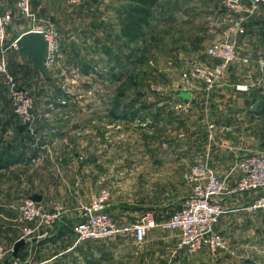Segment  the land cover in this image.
Masks as SVG:
<instances>
[{
    "label": "rangeland",
    "instance_id": "rangeland-1",
    "mask_svg": "<svg viewBox=\"0 0 264 264\" xmlns=\"http://www.w3.org/2000/svg\"><path fill=\"white\" fill-rule=\"evenodd\" d=\"M4 2L13 6L17 0H4ZM30 2L32 12L38 20L36 23L46 21L58 31L62 49L60 61L65 60L67 65L70 61L74 67L67 70L61 66L62 72H66L63 74L70 77H40L38 74L39 77L30 82L31 77L23 76L21 69L23 66L19 64L22 61L23 52L13 47L8 50V72L15 76L19 83L30 92L34 112L36 108L41 111L37 116L34 113L32 129L26 128L28 134L31 137L34 135L37 119L45 118L48 120L47 126L49 128L56 127L59 132L69 128L67 123L79 124L82 121L87 123L94 121L95 130H89L86 133L90 137L89 142L79 148L76 146L71 148L72 156L77 154L79 157L75 179L71 178V180L80 181L82 178H89L91 183V180L95 179L96 190L101 187L109 188L111 198L108 204L113 205L120 216L129 215L137 218L143 214H149L155 219V215L158 214L167 220L173 212L180 208L188 192L181 183V177L175 176L176 173L173 172L178 164L169 160L156 164V162H152V158L144 157L141 158L142 161H139L136 156L174 153L177 138L173 133L169 134L170 145L163 150L162 135H166V133L152 129L148 123L143 124L140 119H121L108 124V114L104 110L107 109L114 95L113 91L120 87V84L112 83L109 77H72V75H78L77 70L81 71L80 66L75 67L79 61L86 64L87 61H90L91 68L94 64L93 72L95 73L92 72L93 74L107 75L106 66L92 63V59L96 60L99 53H95L94 48L99 50L102 44L109 47L120 44V41L116 40L117 36H120L118 18L122 7H125V2L119 1L116 4L112 0H88L75 6L68 5L64 0H30ZM163 2L166 3L165 13L164 16L152 20L153 23L155 20L157 21L155 23L157 26L154 29V34L149 36L148 48H143L139 43L133 45V48L137 49V56L142 57V61H136V66L132 71L140 86L136 89L124 82L123 87L126 91L125 101L128 103L133 101L134 94L137 90L139 91L141 98L138 101L146 103L149 107L142 109L140 113L149 119L151 112L156 107V102L162 101L166 93L175 97L176 89L173 85L180 79L183 61L189 57L198 62L205 61V48L212 42L220 40L225 28L215 15L210 17L212 14H206L221 10L220 4H216L214 0H180V4H182L180 13L176 12L174 8L177 5V0H164ZM123 14L125 15V12ZM30 26L31 21L28 18H17L8 28L7 45L12 44ZM245 29V36L238 39V52L240 55L251 54L250 62L247 65L231 66L227 75L238 77V85L247 86L244 93L251 94L250 100L255 99L252 93H257L258 95L255 96L259 101L264 99V87L256 86L254 77H263L264 70L261 71L255 66L254 57L264 50V47L257 29L252 24L247 23ZM180 41L189 42L190 47L192 45L196 48L174 49L173 45ZM127 52L129 51L124 53ZM131 68L132 66H127V69L131 70ZM51 71L48 72L51 74ZM55 75L56 72L53 76ZM2 82L3 77L0 75V104L5 106L9 105V100ZM163 87V91H166L164 94L158 91V88ZM261 90L262 93L259 94ZM134 105L135 109H138L139 103L136 102ZM46 107L51 108V113H43ZM2 121L0 117V124ZM39 122L40 120H38V124ZM263 129L261 130L263 131ZM74 135L76 136V134ZM75 136H72L73 139ZM93 138L99 139L97 144L93 143ZM12 139L15 138L10 135L6 141L9 142ZM263 147L264 140L261 142V148ZM155 165L157 167L153 168ZM140 171L143 172L140 173ZM20 196V200L28 197L23 193ZM222 207L225 210L221 215L223 216V237L233 252L241 254L242 248L236 241L235 232L237 213L232 207L230 210L226 205ZM261 230L264 232V228ZM159 232L171 235L176 242L178 241L176 233L173 231L165 229L159 230ZM260 245L264 247V243ZM245 249L242 254L246 255L243 261H238L234 257L219 252L215 256L208 254L211 258V260L208 258L209 261L201 256L204 261H201L200 264L252 263L250 257L252 248ZM174 250L171 247L165 248L164 251H158L155 261L160 260L161 263L165 261V264H193L194 261H197V258H193L197 253L187 255L183 251H179V253ZM128 251L130 252L129 248L122 250V253L116 255V260L126 258ZM262 255L263 257L257 260L259 264H264V253ZM130 258L132 260V257ZM133 260V264H139L136 259ZM126 263L128 264V262Z\"/></svg>",
    "mask_w": 264,
    "mask_h": 264
},
{
    "label": "crops",
    "instance_id": "crops-1",
    "mask_svg": "<svg viewBox=\"0 0 264 264\" xmlns=\"http://www.w3.org/2000/svg\"><path fill=\"white\" fill-rule=\"evenodd\" d=\"M119 1H124L125 4L133 3V0H112L116 4ZM157 1L158 10L160 9V11L155 14L153 19H158L164 16L165 13L164 6H166V3L163 2L164 0ZM214 1L216 4H220L221 7V0ZM1 3L8 5L4 0H1ZM174 8L176 12H181L182 4H180V0H177V5ZM221 12L222 8L220 11L206 14H212L210 17L215 15L220 20L222 17ZM156 22V20L154 23L152 22L148 28L144 27L145 41L138 42L143 48H148L150 43L149 36L154 34V29L157 26ZM252 26L257 29L254 24ZM173 47L174 49L196 48V46L192 45L190 47L189 42L183 43L181 41L176 43V45L174 44ZM97 56L96 60L92 59V63L106 66L107 75L93 74L95 73L93 72L95 68L94 64H92L93 70L85 71L80 69L82 72L77 70L78 75H72V77H111L109 67L113 66L114 62H110L108 66L106 62L109 59L102 52H99ZM19 64L23 66L21 68L23 76L31 77L30 82L39 77L38 74L40 77H70L63 74L66 72H62L61 66L67 70L70 67H74L70 61L67 65L65 60H61L58 67L51 71V74L46 71L44 74L38 73L33 76V65L28 56L23 55ZM87 64L91 65L90 61H87ZM55 72L56 75L53 76ZM254 83L256 86L264 87V77H254ZM236 85H238V77H231L228 74L208 97H205L200 89L195 91L189 95L187 100L190 107L186 114H181V112L174 109L175 104L181 100L178 97L179 95L173 98V96L166 93L162 101L156 102V107L151 112H155V119L151 117L149 119L148 117L143 124L148 123L152 129L166 133V135H162L161 144L163 150L166 146L169 147V134L173 133L174 137L177 138L174 153L146 154L144 156H136V158H139V161L142 157L152 158V162H156V164L167 160L177 163L178 167L173 172L176 173L175 176L181 177L182 185L187 188V195L189 194V187L182 177L188 167L197 163H205L214 170L219 178H224L227 184L233 185L237 177L236 172L232 171L235 159L242 156L244 152L261 148V142L264 140L263 117H256L248 113L250 106L258 101L256 97L258 94L252 93L255 99L251 101V94L236 91L234 88ZM260 93H262V90ZM109 109L110 107L108 106L104 112L107 111L108 113ZM11 113L10 105L4 106V104H0V117L3 120L0 126L5 124V120L10 117ZM33 113L37 116L41 111L36 108ZM43 113H51V108L46 107ZM38 120H40L39 124ZM47 122L48 120L45 118L37 119L34 135L29 141L23 140L25 156L20 155V151L23 150L17 145L11 153V157L8 158L13 163L0 168V247H3L5 252L0 264H11L14 259L20 263L27 262L29 264H127L126 262L133 264V259H136L139 264H165V261L162 263L160 260L155 261L158 251H164L165 248L171 247L174 250L178 241L176 242L171 235L159 232V229L148 231L145 242L141 247L135 245L132 237L113 238L106 243L85 242L77 246L74 245L75 235L72 228L76 223L80 204L86 203L89 196L97 193L100 188L98 190L95 189V179H92L91 183L89 178H82L80 181L71 180V178L75 179L76 164L79 160L78 155L74 154L75 156H72L71 152L73 147L79 148L89 142L90 137L86 133L89 130H95L96 125L94 121L88 123L82 121L79 124L67 123L70 130L73 131L71 132L69 128H66L59 132L56 127L49 128L46 124ZM110 123L108 121V124ZM209 125L212 126L213 140H209L207 135ZM4 127H6L5 131L0 133L2 144L15 132L12 124L10 127L6 125ZM221 127H228L229 131L222 134L219 130ZM72 136H75V139ZM92 140L94 144L99 141L98 138H93ZM155 167L157 165L153 166V168ZM142 172L140 171V173ZM93 191L96 192L93 193ZM22 193L27 194L30 198L32 196L39 197L40 201L37 203L47 210L51 209L54 202H62L67 211L64 217L53 227L38 229L31 239L26 241L19 248L17 254L13 256V246L15 242L20 240L18 225L15 221V207L21 201L20 195ZM257 196L264 198V193L248 192L236 194L224 199V202H222V206L226 205L229 210L232 207L237 213L235 232L236 241L239 243V247L242 248L241 254H243L244 248L247 250H249V247L252 248V253L250 254L252 263L249 262L247 264H259L257 260L263 257L262 253H264V247L260 245L264 243V232L261 230V228H264V213L250 214L241 210ZM116 211L117 209L113 208V205L108 204L107 212L118 223L132 222L136 218L129 215L120 216ZM222 218L223 216L218 219L214 229L223 236ZM164 220H166L165 217H161L158 214L155 215L156 222ZM176 237L178 238L177 233ZM126 248L130 250L127 253L128 256L123 260L122 258L119 261L116 260V255L122 253L121 251ZM208 254L205 249H201L193 257L194 259L197 258V261H194L193 264H200L201 261H204L201 256L205 260L206 258L211 260ZM129 256L132 257V260ZM121 261L122 263H120ZM220 264L223 263L221 262Z\"/></svg>",
    "mask_w": 264,
    "mask_h": 264
},
{
    "label": "built area",
    "instance_id": "built-area-1",
    "mask_svg": "<svg viewBox=\"0 0 264 264\" xmlns=\"http://www.w3.org/2000/svg\"><path fill=\"white\" fill-rule=\"evenodd\" d=\"M64 1L75 6L88 0ZM221 8L222 17L219 21L225 28L220 40L205 48V61L198 62L192 57L183 61L180 79L173 85L176 89L175 96L180 93L190 95L200 89L205 97H208L227 76L231 66L249 64L251 54H239L238 39L245 36L247 23L253 25L264 20V0H223ZM20 17L31 21V26L26 32L39 33L46 43L43 62L45 71H51L58 65L62 49L58 31L46 21L36 23L38 20L32 12L30 0H17L14 6L3 5L0 0V75L3 77L2 83L13 114L22 125L31 130L34 123V106L30 92L8 72L7 67L8 50L11 47L17 48L16 39L7 45V31ZM254 64L259 70H264V50L254 57ZM234 88L238 92H244L247 86L236 85ZM163 90L164 87L158 88L162 94L166 92ZM189 107L188 102L179 100L174 109L187 113ZM208 130V138L213 140L211 125ZM219 130L225 134L229 128L221 127ZM232 171L236 172L237 177L233 185H229L205 163L188 167L182 178L189 187V194L183 199L181 208L163 222H156L149 214H143L132 222H116L107 212L111 198L110 190L101 187L97 193L89 196L86 203L80 205L76 223L72 228L75 235L74 245L85 242L106 243L113 238L132 237L135 245L141 247L148 231L166 229L177 233L178 242L174 252L183 251L187 255H194L205 249L210 256L223 252L243 261L245 256L233 252L227 240L214 227L225 211L222 207L224 199L241 193H264V147L244 152L242 156L237 157ZM15 210L19 236L25 242L30 240L38 229L53 227L67 211L62 202H54L51 209L47 210L30 197L22 199ZM241 210L250 214L264 213V198H253ZM4 253L3 247H0V260ZM11 264L29 263H20L14 259Z\"/></svg>",
    "mask_w": 264,
    "mask_h": 264
},
{
    "label": "trees",
    "instance_id": "trees-1",
    "mask_svg": "<svg viewBox=\"0 0 264 264\" xmlns=\"http://www.w3.org/2000/svg\"><path fill=\"white\" fill-rule=\"evenodd\" d=\"M158 8L159 6L157 0H133L132 4H125V7H122L118 18L120 36H117L116 40L120 41V44L110 47L102 44L100 45L99 50L98 48H94L95 53L102 52V54L109 59V61L106 62V65H108L110 62H114L113 66L109 67V72L111 73L109 80L112 83L120 84V87L115 88V91H113L114 95L108 104L110 109L107 114L110 122L121 119H140V121L144 123L147 118L140 113L142 109H147L149 107L146 105V103L138 101L139 98H141L139 91L137 90L134 94L135 98L133 101L131 100L128 103L125 101L126 91L123 89V87L124 82L125 84L133 86L136 89H138L140 86L139 83H137L136 76L133 75L132 71L136 66V61H142V57L137 56V49L133 48V45H137L139 41H145L143 29L144 27H150L155 14L160 11ZM124 12L125 15L123 14ZM125 51L129 52L125 54ZM75 66H80L81 70L84 69L85 71H88L89 69L93 70V67L91 68L90 64L83 63L82 61L77 62ZM127 66H132L131 70L127 69ZM123 78L124 81H122ZM136 102L139 103V107H137L138 109H135L134 104ZM155 117L156 114L154 112L151 114V118L155 119ZM11 124L14 125L15 132L13 136L15 139H12L9 142L5 140L3 141V144L2 140L0 139V144H2L0 145V168L13 163V161L8 160V158L11 157V153L15 150L17 145L23 150L20 151V155L25 156L23 140L29 141L31 138L27 132L26 126L22 125L18 121L13 112L11 113L10 117L5 120V124L1 125L2 128L0 129V133L5 131L4 129L6 127H4V125L10 127Z\"/></svg>",
    "mask_w": 264,
    "mask_h": 264
},
{
    "label": "water",
    "instance_id": "water-1",
    "mask_svg": "<svg viewBox=\"0 0 264 264\" xmlns=\"http://www.w3.org/2000/svg\"><path fill=\"white\" fill-rule=\"evenodd\" d=\"M254 26L257 27V33L261 39V44L264 46V20L254 23ZM16 47L20 49L24 55L30 58V61L33 65V76H36L38 73L44 74L46 71L43 66L46 43L42 39L39 33L35 32H25L18 36L16 39ZM179 97L182 101L187 102L189 98L188 93H180ZM248 113L256 117L264 118V99L254 102L248 109ZM31 199L35 202L40 201L39 197L32 196ZM25 244L23 239L15 242L12 250V255L15 256L20 247Z\"/></svg>",
    "mask_w": 264,
    "mask_h": 264
}]
</instances>
